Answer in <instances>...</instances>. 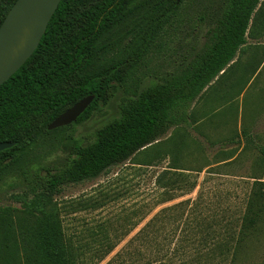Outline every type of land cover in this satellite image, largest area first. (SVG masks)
Wrapping results in <instances>:
<instances>
[{
  "label": "trees",
  "instance_id": "obj_1",
  "mask_svg": "<svg viewBox=\"0 0 264 264\" xmlns=\"http://www.w3.org/2000/svg\"><path fill=\"white\" fill-rule=\"evenodd\" d=\"M15 1L0 0V25ZM183 1L61 0L36 50L0 86V143L14 144L0 152V185L15 178L26 187L12 194L19 209L0 207V264H77V249L64 236L54 197L65 186L96 179L125 163L185 124L193 102L245 45L256 9L264 5V0H223L207 43L178 72L124 99L119 115L98 128L91 143L82 145L69 136V156L59 169L32 173L29 157L37 144L101 112ZM258 26L257 31H264V20ZM91 95L94 100L74 123L48 131L53 120ZM260 154L264 163V145ZM157 182H163V173ZM263 220L264 182L255 180L236 228L230 226L211 250L194 258L199 264H237ZM202 245L204 250L206 241Z\"/></svg>",
  "mask_w": 264,
  "mask_h": 264
},
{
  "label": "rangeland",
  "instance_id": "obj_2",
  "mask_svg": "<svg viewBox=\"0 0 264 264\" xmlns=\"http://www.w3.org/2000/svg\"><path fill=\"white\" fill-rule=\"evenodd\" d=\"M222 1L184 0L101 112L37 144L29 157L32 173L36 168L59 169L69 156V136L82 145L91 143L95 131L119 115L124 99L178 72L207 43ZM256 12L246 37L254 56H238L193 102L185 124L125 163L96 179L65 186L54 197L64 236L77 249V264H199L195 258L200 252L211 250L230 226L236 228L252 183L264 182V117L248 116L264 105V31H257L264 5ZM232 77L236 79L230 86ZM259 85L263 89L257 92ZM24 184L15 178L1 184L0 207L19 209L12 194L23 192ZM237 264H264V220Z\"/></svg>",
  "mask_w": 264,
  "mask_h": 264
},
{
  "label": "water",
  "instance_id": "obj_3",
  "mask_svg": "<svg viewBox=\"0 0 264 264\" xmlns=\"http://www.w3.org/2000/svg\"><path fill=\"white\" fill-rule=\"evenodd\" d=\"M61 0H16L0 25V86L30 58ZM94 100L87 96L59 115L48 131L74 123ZM0 143V152L13 147Z\"/></svg>",
  "mask_w": 264,
  "mask_h": 264
},
{
  "label": "crops",
  "instance_id": "obj_4",
  "mask_svg": "<svg viewBox=\"0 0 264 264\" xmlns=\"http://www.w3.org/2000/svg\"><path fill=\"white\" fill-rule=\"evenodd\" d=\"M246 41H248V39L246 38ZM249 50H251V47H250V43H245V45L244 46H242L241 47V49H240V51L237 53V55H236V57L234 58V60L231 62V64H233L234 62H235V60L238 58V56H245L246 58L247 57H249V56H251V57H253L254 55H252L251 53V51H249ZM253 52H255V51H253ZM250 57V58H251ZM230 64V65H231ZM224 72V71H223ZM223 72H221L203 91H202V93L203 92H205L206 91V89L208 88V87H210V86H212L213 84H214V82L220 77V76H222L223 75ZM256 77V75H254V78ZM237 78H238V76H237ZM253 78V79H254ZM235 79L236 78H234V77H232L231 79H229L228 81H227V83L229 82V85L230 86H232L231 84H232V81H235ZM253 79H251V81H253ZM224 80H225V78H224ZM250 86H251V84H250ZM261 87V88H260ZM257 88V92L259 91V90H262L263 89V86H261V85H259V86H257L256 87ZM201 93V94H202ZM220 95V94H219ZM208 96V95H207ZM221 96V95H220ZM262 112V113H261ZM257 115V117L256 118H258L259 116H261L262 115V117L261 118H263L264 117V105L262 104L258 109H257V111H251L249 114H248V116L250 115Z\"/></svg>",
  "mask_w": 264,
  "mask_h": 264
}]
</instances>
